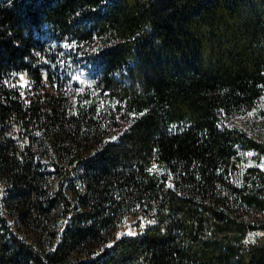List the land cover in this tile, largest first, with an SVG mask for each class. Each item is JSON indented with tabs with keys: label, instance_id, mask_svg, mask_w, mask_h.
Returning <instances> with one entry per match:
<instances>
[{
	"label": "trees",
	"instance_id": "1",
	"mask_svg": "<svg viewBox=\"0 0 264 264\" xmlns=\"http://www.w3.org/2000/svg\"><path fill=\"white\" fill-rule=\"evenodd\" d=\"M263 95L264 0H0V264H264Z\"/></svg>",
	"mask_w": 264,
	"mask_h": 264
},
{
	"label": "rangeland",
	"instance_id": "2",
	"mask_svg": "<svg viewBox=\"0 0 264 264\" xmlns=\"http://www.w3.org/2000/svg\"><path fill=\"white\" fill-rule=\"evenodd\" d=\"M74 47H70L69 44H63L62 50L57 51L58 56L60 57L59 65V76L68 75L70 81H75L77 85L76 91L80 90L84 85L90 82L85 70L82 67H78L77 58H79V53ZM72 57V59H71ZM76 65V66H75ZM23 77V79H21ZM16 84L20 87V90L23 94L28 93L30 89L29 79L23 73H18L15 78ZM69 89V88H68ZM67 89V90H68ZM264 102V95L262 96ZM103 109H109L104 107ZM253 119H257L254 113H251ZM109 129V127H108ZM112 134V133H111ZM114 135H111L113 137ZM251 155H248V162L250 164H256L264 167V156H258L257 154L250 152ZM136 231V216L135 215H126L122 222L111 232L113 237L119 236L122 233H134Z\"/></svg>",
	"mask_w": 264,
	"mask_h": 264
},
{
	"label": "snow or ice",
	"instance_id": "3",
	"mask_svg": "<svg viewBox=\"0 0 264 264\" xmlns=\"http://www.w3.org/2000/svg\"><path fill=\"white\" fill-rule=\"evenodd\" d=\"M21 79H23V77H21ZM248 155H251V153H249ZM151 171V170H150ZM133 233L129 232L128 235H132Z\"/></svg>",
	"mask_w": 264,
	"mask_h": 264
}]
</instances>
